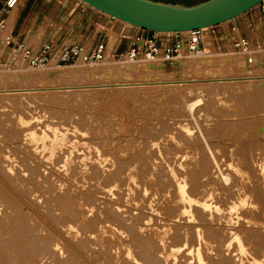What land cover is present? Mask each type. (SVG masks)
<instances>
[{"label":"rangeland","instance_id":"374dc122","mask_svg":"<svg viewBox=\"0 0 264 264\" xmlns=\"http://www.w3.org/2000/svg\"><path fill=\"white\" fill-rule=\"evenodd\" d=\"M3 1L0 0V8ZM153 1L196 5L208 0ZM17 16L18 10L10 13V15L4 12L0 14V22L7 19L6 28L0 31V89H19L41 85H90L102 81L115 82L119 79L114 75L103 73L95 76H87L84 73L92 68H103L108 63L89 65H79L78 63L77 65H67L59 68L55 61L51 67L50 64H47L40 69H31L12 46L5 45L6 39L10 36L21 42L26 39V35L17 38L12 31ZM101 29L99 25L96 30L92 29L90 32L95 33L99 40ZM43 31L44 28L31 40V43H37ZM105 33L109 39L108 48L113 52L119 44L118 30L116 27H110L107 28V31H103V34ZM84 46L85 51H88L91 44L88 43L87 47L84 44ZM126 47L127 45L124 42L120 44L119 49L125 51ZM222 51H224V48ZM225 51L227 53L223 54L212 49L209 50L206 56L202 57L204 59L196 57L198 60L196 59L195 62L211 60L213 64H205L204 71H191L190 76H193L191 78L242 76L241 69L245 70V66L248 69L251 65L247 67L244 59L239 58L240 54L231 49L229 50V47L225 48ZM263 60L264 55L259 56L256 60L257 63L252 65L254 68L251 67L252 69L249 70L253 71L254 74L264 75ZM224 61L228 67L230 66L229 70L224 71L223 69V72H220L218 65ZM183 62L189 61L185 60ZM234 62L242 63L244 68H239L240 66L237 69L231 67ZM54 64L56 67L53 66ZM177 68L178 66L165 65L164 74L175 75ZM37 74H42V81L33 79V76ZM237 81V85L235 81L224 82L223 85L222 83L220 85H214L213 83L214 86H212V83L210 86L207 85L210 84L208 82H201L192 86L146 90L126 89V87L120 89H92L81 93L66 94L48 92L29 95L15 92L12 99H5L0 95V198L2 194L4 195L0 200L4 203L0 202V220L3 224L0 222V228H2V230L0 229V232H2V235L0 234L2 239L0 240H3V237L4 239L8 237V242L5 241L7 239L0 241V246L2 247L5 241L6 246H3L6 252L8 249L7 243L9 244L11 241H9V238L14 235V228L26 224L28 230H31L29 236H34V233L36 235V238L31 237L30 241L31 244L33 242L36 244L31 246L37 247V250L33 248L34 253L32 249L30 255H33V257H27L30 259L28 261L26 259L25 264L29 262V264H149L151 256L154 261L156 260V263L162 262L159 264H164L166 263L163 260L164 253H161L164 251L159 250L160 252H158L156 244V248L155 246L149 248L151 241L148 240L149 238L153 239L151 231L154 226H161L162 228L167 226L170 228L169 225L173 226V230H170V232L173 231L176 234L178 230L179 237H181L178 238V234L175 235L172 238L173 240L170 238L171 242L169 244H177L176 241L181 240L179 242L183 245L184 241L182 240L185 238L186 244L181 245V248L186 252L188 251L187 254H193L195 252L193 247L194 250L199 248L197 245L199 234L203 232L201 235L205 236V232H209L207 228L209 227L210 230L211 227L208 225L213 226L215 224V228L217 225L221 228L218 226L220 232L217 231L218 228L215 229L217 238L214 235L211 237L214 238L212 239L213 242L216 241L215 244H217L216 246L213 243L216 246L214 247L213 257L217 254V250L223 248L222 253L229 252L231 255L234 253L231 256L233 262L241 264L239 263L241 259H238L240 260L238 262L237 258H233V256L240 258L237 256L235 247L225 248L228 246L226 244V237H228L226 234L231 235L235 230H239L238 234L241 231L242 234L244 233L243 235L240 234L246 240L244 241L246 245L249 246L248 256L250 258L258 254L262 256L264 246L262 248L257 247L259 244L256 240L264 237V229H262L264 225V197L260 191L264 179L258 175L261 171H257L264 164V83L260 80H253L252 83L249 80L252 88L251 92L247 93L250 83L246 80V86L243 84L244 81ZM240 83L241 85H239ZM241 86L246 87L242 88ZM20 118H23L26 123L22 124ZM54 128L67 134L71 142L56 155L52 154L47 148L45 149L41 143L29 142L28 135L30 131H35L39 135H42L43 132L52 134ZM69 156L73 159L70 168L66 170L65 161ZM222 177H228L229 180L225 182ZM184 181L188 183L189 193L196 195L191 194L195 196L194 198L202 201L207 200V202L210 200L212 204L217 200L220 201V204L218 201L216 202V206L220 207L219 205H222L220 207L221 212L230 207L229 204L237 198L241 190L246 191L247 198L250 196L247 199L250 202L251 200L253 202V197L256 194L255 199L259 197L256 201H260L257 204L263 206L261 208L256 205L254 200L253 206H251L252 202H249V207L254 208L253 210L247 208V206V209L243 210L244 212L241 211L242 213L239 212L240 214L238 213L236 216L234 214L233 219H237L235 223L241 222L237 226L233 221L235 230H232L234 231L229 229L231 226L226 221H222L225 226L221 223L222 213L225 211L219 213L218 218L215 216L217 213H215L212 217L213 220L207 214L203 215L201 213V216L198 211L194 212V218L187 219L186 216L184 217L181 214L182 205L177 198L178 182ZM213 190L221 191L220 194L217 192L219 196L222 194L220 199L216 192L213 193ZM6 199L11 200L10 202L13 204H10ZM64 201L66 204H63ZM225 203L227 205L226 209L223 207ZM222 208L224 209L222 210ZM256 208H259L260 211ZM12 209L14 211L17 209L16 213ZM259 212L263 213L261 217H258L261 215ZM244 213L245 215H243ZM253 213L254 217L252 216ZM196 214L200 218L203 217L200 222H197L200 218ZM2 215L5 218L3 220ZM5 215H10L12 218L8 216V219ZM22 216L24 218H21ZM251 216L252 218L257 217L258 222L260 218L263 219L256 224L253 222L255 225L251 223L249 227L248 224L244 226L243 222L247 219L246 217L251 218ZM18 218L24 219V222L27 220L28 224L21 222ZM206 219H209L208 224L205 223ZM216 219L218 221L221 219V225L218 221L216 222ZM202 222L204 224H201ZM194 224L197 225L194 226ZM260 224L261 226H259ZM105 225L106 228H104ZM108 225L113 227L111 228L112 231L114 228L118 229V233L115 235L116 229L113 231L114 233L110 228L107 229ZM178 225L181 227L178 228ZM199 225L202 226L199 227ZM257 225L258 227H256ZM101 227L104 229H101ZM200 228L204 231L199 230ZM243 228L249 233L252 231L253 237L251 233L248 234L247 232L246 235L250 236L245 238L246 231L244 232ZM247 228H250L251 231ZM141 229L145 230L142 231ZM240 229L242 230L240 231ZM109 230L112 234L108 232ZM121 230L126 233L123 238L119 236L122 233ZM189 230H191L190 234H188ZM253 230H255V233H253ZM8 231H11L10 234H12L7 235ZM32 231L34 232L32 233ZM183 231L187 233L185 234ZM192 232L193 236H190ZM173 233H170L171 236ZM219 233H223V236H225H220ZM135 234L138 238L135 237ZM188 236L190 237L188 238ZM208 236L210 237V235ZM193 237H196V240ZM219 237H223V240ZM251 237L256 240L254 239V241ZM215 238L220 239L221 242ZM192 239L197 244L194 243V245ZM231 239L232 237L230 242ZM247 239H250V243ZM135 240L138 241L137 244L140 246L136 244ZM230 242L228 238L227 243ZM253 242H256L257 245ZM126 243L127 245H125ZM145 243L146 248L141 246ZM188 244L190 247H188ZM43 245H46L45 248ZM127 246L131 247L132 250H135L138 246L136 251L140 247L143 251H133L132 257H129L126 254V250L128 251ZM201 246L204 247V244ZM191 248L192 250H189ZM255 248H258V252H260V249L263 251L261 250L258 253ZM147 250L149 254L152 251L154 256L152 253L151 256L147 252L144 253ZM200 250H203V248L201 247ZM254 251L257 254L253 253ZM6 253L10 255L11 252L8 250ZM146 253L150 259L145 258L147 257ZM156 253L157 257L159 253L162 257L159 255L161 258H154ZM184 253L179 255V260H176V262L174 260H172L174 263L170 261L171 264H178L180 256H186V253ZM13 254L14 252L10 256L13 258L11 260L15 262V257H13L15 254ZM142 254L144 257H141ZM187 256L186 259L181 257L184 264H190V256L188 258ZM132 258H135L133 262ZM127 259H129L128 262ZM244 259L246 260V258ZM147 260L148 263H145ZM154 261H152L153 264Z\"/></svg>","mask_w":264,"mask_h":264},{"label":"bare ground","instance_id":"6f19581e","mask_svg":"<svg viewBox=\"0 0 264 264\" xmlns=\"http://www.w3.org/2000/svg\"><path fill=\"white\" fill-rule=\"evenodd\" d=\"M17 8V7H16ZM16 8H14L13 10H11L10 12H9V15H10V13H14V11H16L15 9ZM16 13V12H15ZM106 15H108L107 13H106ZM7 20V19H6ZM6 20H5V23H6ZM118 21H120V22H123V23H125V24H128V25H130L131 26V24L130 23H127V22H125V21H122V20H120V19H117ZM9 22V21H8ZM227 23V22H226ZM6 26H7V23H6ZM6 26H5V28H6ZM5 28H1L0 27V31H1V29H5ZM189 31H186V32H183L184 34H187ZM116 38V37H115ZM210 48V46L208 47V48H206V51H207V53L209 52V49ZM111 55H112V51L108 48V51H107V59L104 61V62H102V63H99V64H106V63H108V65H105L103 68H92L91 70H88V71H86V72H84L87 76L89 75V76H95V75H99V74H101V73H103V74H105V75H114L115 77H118L119 79H117L115 82H111V81H102V82H100V83H96V84H90V85H82V84H80V85H63V86H61V85H58V86H44V85H41V86H37V87H29V88H19V89H17V88H6V89H0V95L3 97V98H5V99H12V97H13V95H15V92H21V93H23V94H29V95H31V94H37V93H48V92H62V93H72V92H77V93H81V92H84V91H88V90H92V89H111V88H117V89H120V88H125L126 87V89H130V88H132V89H143V90H146V89H158V88H168V87H180V86H192V85H198V83H201V82H208V83H210V84H207V85H210L211 86V83H212V86H214V85H220V83H222V85H223V83L224 82H233V81H235V84L237 85V83H236V81L237 80H239V81H237V82H243L244 81V83L243 84H245L246 85V83H245V81L247 80L248 82H249V80L253 83V80H260V82H263L264 83V75H262V74H260V73H258V74H254V72L253 71H250L252 68L251 67H253L252 65L251 66H249V68L247 69L246 68V66H245V70L244 69H241V73H243L242 74V76H237V77H230L229 76V78H227V76L226 77H216V78H214L213 76V78H210V76H209V78H208V76H207V78H205V76H204V78L202 77V79L201 78H194V79H192L191 77H193V76H190L191 74V71H195V70H197V71H204L205 70V68H206V66H204L205 64H211L212 63V61L211 60H205L204 62H206V63H204L203 62V60H201V61H199V62H195L196 61V59L198 60V58H196V57H191V56H186L184 59H182V60H180V61H178L176 64H175V67H177L178 66V68H177V72H176V74L175 75H166V73L164 74V69H165V67H164V64L162 63V62H155V63H149V62H141V61H139V62H134V63H131V62H126V61H118V60H116L115 58H111ZM83 57H84V55H82V57H81V59H80V62H78L79 63V65H86V63H84L83 62ZM210 57V56H209ZM108 58H109V60H108ZM239 58L240 59H244V61H245V56L244 55H240L239 56ZM111 59V60H110ZM199 59H204V58H202V57H199ZM209 59V58H208ZM185 60H188L189 62H183V61H185ZM55 61H56V59L55 58H53L52 59V61L50 62V67L52 66V63L54 62L55 63ZM245 63H246V61H245ZM257 63V62H256ZM111 64V65H110ZM198 64V65H197ZM213 64V63H212ZM234 65H231V67H233V68H236L237 69V67L238 66H240L239 68H241V67H243L244 65L242 64V63H237V62H234L233 63ZM88 65V64H87ZM122 65H125V66H122ZM227 64L225 63V61L224 62H221V63H219V70H220V72H223V69H224V71H226V70H229V67H228V65L226 66ZM246 65H247V63H246ZM53 66H55V64L53 65ZM256 66H257V64H256ZM255 66V67H256ZM56 67V66H55ZM247 67H248V65H247ZM59 68H62V67H59ZM244 68V67H243ZM254 68V67H253ZM250 69V70H249ZM242 70H244V72H242ZM257 70V69H256ZM44 71V70H43ZM234 71H235V69H234ZM250 71V72H249ZM260 71V70H259ZM224 74V73H223ZM260 74V75H259ZM217 75V74H216ZM221 75V74H220ZM233 75V74H232ZM237 75V74H236ZM244 75V76H243ZM202 76V75H201ZM200 76V77H201ZM219 76V75H218ZM222 76V75H221ZM224 76V75H223ZM197 77V76H196ZM191 78V79H190ZM33 79L34 80H37V81H42V74H37V75H34L33 76ZM39 79V80H38ZM246 81V82H247ZM251 82H249L250 83V86H248V89H247V93H249V92H251V88H252V86H251ZM256 82V81H255ZM254 82V83H255ZM213 83H214V85H213ZM258 83V82H257ZM202 84H204V83H202ZM225 84V83H224ZM3 85V84H2ZM239 85H241V83L239 84ZM254 85V84H253ZM247 86V85H246ZM245 86V87H246ZM2 87V86H1ZM238 87H240V86H238ZM242 88H245L244 86H241ZM211 88V87H210ZM213 89V88H212ZM210 91H211V89H210ZM245 91H246V89H245ZM218 92V91H217ZM216 92V93H217ZM212 93V92H211ZM218 94V93H217ZM250 95V94H249ZM20 122L22 123V124H25L26 123V121L23 119V118H20ZM53 132H52V134H48V133H46V132H43V134L42 135H39L37 132H35V131H30V133H29V135H28V140H29V142H31V143H41L42 144V146L46 149H48V150H50V152L52 153V154H54V155H56L59 151H63L64 150V148H65V146L69 143H71L70 142V139H69V137L67 136V134H65V133H62V132H60V131H58L57 129H53L52 130ZM51 135V136H50ZM174 139V138H173ZM101 156V155H100ZM72 157L71 156H69V157H67V159H66V161H65V168H66V170H68L69 168H70V165H71V163H72ZM264 162V161H263ZM262 163V162H261ZM231 165V164H230ZM235 165V164H234ZM233 165V166H234ZM100 166V165H99ZM240 166H241V164H240ZM242 167V166H241ZM260 167V166H259ZM238 168H239V170H240V167L238 166ZM261 169V170H260ZM238 170V171H239ZM241 170H243L242 168H241ZM257 171H261V173L260 174H258V175H260V176H262L263 177V179H264V164H262L261 165V168H259V170H257ZM240 173H242L241 171H239ZM236 173V172H235ZM243 175V174H242ZM261 177H259V179H260ZM222 179L225 181V182H227L228 180H229V178L228 177H222ZM262 178H261V180H263ZM186 180V179H185ZM187 182H178V185H177V198L179 199V201H180V204L182 205V207H181V214H183L184 215V217L186 216L187 217V219L189 218H191V217H193L194 218V212L195 211H198L200 214L202 213L203 215L204 214H207L212 220H213V215L215 214V213H217L215 216H217L219 213H222V212H224V213H222V216H223V218H225V219H223L222 217H220V218H222V220L221 219H219V221L216 219V222L218 221L219 222V224H220V220H221V223H222V221L224 220V222L226 221V223L229 225V226H231L229 229H234L235 227H233V226H235V224H237V226H238V223L240 222H238V223H235V221L237 220L236 218H235V220L233 219L234 217H233V215L234 216H236V214H238L239 212H241V211H243L247 206V208H250L251 210H253L251 207H249V202H250V200L248 201L247 199H249V197L247 198V193H246V191L244 190V188H243V190L244 191H239V194H238V192H237V198L236 199H234V201L231 203V204H229V202H228V204H229V208L228 209H226L227 208V205H226V203H225V205L223 206V207H225V209L226 210H224V211H222L221 212V206L222 205H219L220 203V201H218V205L220 206V207H217L216 206V202H214L215 203V205H214V203L212 204L211 202H210V200H209V202H207V200L206 201H202V200H200V199H198V198H194L196 195L195 194H193V193H191V194H193V195H195V196H192L190 193H189V190L187 189ZM260 184V183H259ZM258 184V185H259ZM213 187V186H212ZM258 187V186H257ZM260 187H262L261 188V194H262V196L264 197V182H263V185H261ZM214 188V187H213ZM216 189H217V187H215ZM239 189V188H238ZM253 189V188H252ZM260 189V188H259ZM247 190H249V189H247ZM194 191V190H193ZM216 192V194H217V192L220 194L221 193V191L219 192V190L218 191H215V190H213V193H215ZM236 192V191H235ZM251 192H253V191H251ZM194 193H196V192H194ZM249 193H250V191H249ZM254 193V192H253ZM206 194H208L207 192H206ZM233 194H235V193H233ZM226 195V194H225ZM236 195V194H235ZM251 195V194H250ZM2 196L4 197V195L2 194ZM2 196H1V198H0V200H2ZM206 196V195H205ZM209 196V195H208ZM212 196V195H211ZM216 196V195H215ZM217 196L219 197V199H220V196H222V194L219 196L218 194H217ZM224 196V195H223ZM255 196H256V194H255ZM255 196L253 197L254 199H253V202H254V200L256 201V199H259V197H257L256 199H255ZM258 196V195H257ZM261 196V195H260ZM213 197V196H212ZM211 197V198H212ZM236 197V196H235ZM216 198V197H215ZM222 198V197H221ZM203 199V198H202ZM205 199V198H204ZM207 199V198H206ZM210 199V198H209ZM213 199V198H212ZM216 199H218V198H216ZM229 199V198H228ZM227 199V200H228ZM231 200V199H230ZM232 200H233V198H232ZM6 201H9V203L10 204H13L12 202H10L11 200H7L6 199ZM6 201H4L5 203H6ZM221 201H222V199H221ZM224 201H225V199H224ZM1 203H3L2 201H0ZM213 202V201H212ZM227 202V201H226ZM251 202H252V200H251ZM250 202V203H251ZM252 202V204H251V206H253V203ZM257 202H260V201H256V205H258V206H260L259 204H257ZM264 202V201H263ZM8 203V202H7ZM8 203V204H9ZM4 204V203H3ZM63 204H66L65 203V201H64V203ZM261 204V203H260ZM5 206H6V204H5ZM84 205L82 204V207H83ZM255 206V205H254ZM263 206V205H262ZM262 206H260L261 208H262ZM1 207H2V205H1ZM14 207V206H13ZM67 207H68V205H67ZM66 207V209H68ZM86 207V206H85ZM256 207V206H255ZM259 207V208H260ZM12 208V207H11ZM10 208V209H11ZM246 208V209H247ZM259 208H256L257 210L259 209ZM260 208V209H261ZM65 209V210H66ZM69 209H71V208H69ZM224 208H222V210H223ZM264 209V208H263ZM2 210V209H1ZM9 210V209H8ZM13 210V209H12ZM17 209H15V211H16ZM249 210V209H248ZM262 210V209H261ZM14 211V210H13ZM14 211V212H15ZM245 211V210H244ZM243 211V212H244ZM247 211V210H246ZM258 211H260V210H258ZM257 211V212H258ZM264 211V210H263ZM7 212H9V211H7ZM13 212V213H14ZM247 212H250V211H247ZM262 212V211H261ZM261 212H259V213H261ZM2 213H3V210H2ZM10 213L12 214V212H11V210H10ZM16 213V212H15ZM72 213V212H71ZM70 213V214H71ZM85 213V212H84ZM196 213V212H195ZM199 213H198V215H199ZM242 213V212H241ZM252 213V212H251ZM4 214V213H3ZM202 214H201V216H202ZM240 214V213H239ZM247 215H248V213H246ZM250 214V213H249ZM262 214L263 213H261V215H259L258 217H261L262 216ZM1 215V214H0ZM13 215V214H12ZM20 215V214H19ZM182 215V216H183ZM243 215H245V213L243 214ZM251 215V214H250ZM250 215H249V217H250ZM8 216H10V215H8ZM8 216L7 215H5V217L6 218H8ZM14 216H16L15 214H14ZM196 216H197V214H196ZM195 216V218H197ZM200 216V215H199ZM207 216V217H208ZM252 216L254 217V213L252 214ZM252 216H251V218H248V217H246L247 219H245L244 221L245 222H243L244 224V226L246 225L247 226V224H248V227L250 226V224L252 223L253 224V222H255V224L256 223H259L262 219L260 218H258L260 221L258 222V220L256 219V218H252ZM263 216H264V214H263ZM2 217V220L3 219H5V218H3L4 217V215H2L1 216ZM204 217H206V216H204ZM208 217V218H209ZM219 216H217V218H218ZM239 217V216H238ZM241 217V216H240ZM239 217V218H240ZM10 218H12V216H10ZM21 218H24L23 216L21 217ZM183 218V217H182ZM198 218H200V217H198ZM245 218V217H244ZM243 218V219H244ZM9 219V218H8ZM8 219H6L7 221H8ZM18 219H20V218H18ZM17 219V220H18ZM201 219H203V217L202 218H200L199 219V221H197V222H200L201 221ZM24 220V219H23ZM23 220H21L20 219V221L22 222ZM26 220V219H25ZM181 220V219H180ZM184 220H185V222H186V219L184 218ZM204 220H205V218H204ZM242 220V219H241ZM16 221V220H15ZM20 221H18V222H20ZM27 221V220H26ZM25 221V222H26ZM207 221H209V219L207 220L206 219V222L205 223H207ZM233 221H234V225H233ZM243 221V220H242ZM0 222H1V220H0ZM14 222V221H13ZM17 222V223H18ZM24 222V221H23ZM24 222V223H25ZM94 222V221H93ZM195 222V221H194ZM204 222V221H203ZM201 223V224H204V223ZM214 222H215V220H214ZM237 222V221H236ZM263 222H264V220H263ZM263 222H261V223H263ZM15 223V222H14ZM13 223V224H14ZM27 223V222H26ZM178 223V222H177ZM210 223H211V221H210ZM209 223V224H210ZM241 223V222H240ZM1 224H2V222H1ZM20 224V223H19ZM18 224V225H19ZM28 224V223H27ZM95 224H96V222H95ZM172 225H173V223H171ZM181 224V223H180ZM208 224V223H207ZM212 224H213V222H212ZM216 224H218V223H216ZM255 224H253V225H255ZM264 224V223H263ZM262 224V225H263ZM3 225V224H2ZM16 225V224H15ZM97 225V224H96ZM96 225H94V226H96ZM167 225V224H166ZM190 225V224H189ZM197 225V224H196ZM195 224H194V226H196ZM215 225V224H214ZM214 225L212 226L211 224L210 225H208V226H211L210 227V230H209V227L207 228L208 229V231L209 232H205L206 233V235L205 236H203V235H201V234H203V232H201V234H199V238H197V243L196 242H194L196 239V237H197V235H196V237H193L195 240H193V244L194 243H196L197 245H198V249H195L194 250V247H193V251H195L196 252V254H195V252L193 253V254H187V252L186 251H184L182 248H181V242H179V241H181V240H177L176 241V243L177 244H175V243H172V244H169V242H171L170 241V238L172 239L175 235H177L179 232H178V228H180L179 227V225H178V228L176 229L177 230V232H176V234H174L173 233V231H171L170 232V230H173V226L171 227V225H169L170 226V228L167 226L166 228H162L161 226H154L153 228H152V231H151V237H153V239L151 240L150 238H149V240L148 241H151L150 243H149V248H151V247H153V246H155V244H156V246H158L157 247V249L156 250H158V252H160V251H164V252H161V253H164V258H163V260H165L166 261V263L168 262V264L170 263L171 264V262L170 261H172V260H174L175 262H176V260H179V255L180 254H182L183 252H185L186 253V256L188 255V256H190V258L189 259H191L190 261H189V263L191 264L192 262L194 263V264H235L234 262H233V259L231 258V256L234 254H230L229 252V254L227 253V256H229V257H227L226 256V253L224 254V253H222V249H220L219 251L217 250L216 251V253L217 254H215V252H214V256L215 257H217V258H215V257H213V251H215L214 250V247H216L217 246V244H215L216 243V241L215 242H213V240L212 239H214V238H211L213 235L214 236H216L215 234H216V231H215V229L216 228H218V226L219 225H217V227L215 228L214 227ZM221 225V224H220ZM222 225H224V223H222ZM252 225V226H253ZM27 226L28 225H20V226H18V227H16V229L14 228V230H13V232H14V235H13V237H12V233L10 234V232L12 231L11 229V231H8L9 233L7 234V233H5V234H7V235H11V238H9V241L11 240L12 241V239H14V241H10V243L8 244L7 242H8V237L7 238H5V239H7V240H5L4 239V237H3V240H5V241H7L6 243H7V247H8V249H7V251L9 250V252H11L10 253V255L14 252V254H15V256H13V257H15L14 259H15V262H13L14 260H11V258H12V256H10V255H8L6 252H5V248H4V246L3 245H5L6 246V244H4L5 243V241H4V243H3V245H2V247L0 246V264H25L26 263V259H27V261H28V259H30L31 257H33V255L31 256L30 254H32L31 253V251H32V249L33 248H35L36 250H37V247H32L31 245L32 244H34V242L31 244V237L33 238H36L35 236V233L33 234L34 236H29V234L31 233V230H28V228H27ZM111 225H108V227H107V229H109L110 228V230H111V228H113L112 226L110 227ZM186 226V225H185ZM185 226L184 227H182L183 229L185 228ZM191 227H193L192 225H190ZM202 226V225H201ZM200 225H199V227H201ZM204 226H206V225H204ZM203 226V228L204 229H206L205 227ZM225 226V225H224ZM227 226V225H226ZM239 226H240V224H239ZM259 226H261V224L259 225ZM12 227V226H11ZM164 227V226H163ZM174 227H177V226H174ZM213 227H214V229H213ZM220 228H221V226H219ZM256 227H258V225L256 226ZM9 228V227H8ZM34 228V227H33ZM72 228H74V227H72ZM98 228V227H97ZM104 228H106V225H105V227ZM104 228H102L101 227V229H104ZM190 228V227H189ZM222 228H223V226H222ZM241 228V227H240ZM246 228V227H245ZM245 228H243V230L245 229ZM254 228V227H253ZM261 228V227H260ZM1 230H2V228H0ZM29 229H30V226H29ZM75 229H76V227H75ZM100 229V230H101ZM116 228H114L113 229V231L115 230ZM183 229H179V230H183ZM193 229V228H192ZM204 229H202L203 231H204ZM213 229V230H212ZM224 229H226V228H224ZM237 229H239V228H237ZM249 229V231H251V229L250 228H247V230ZM256 229V228H255ZM262 229H264V225H263V228ZM0 230V231H1ZM35 230V229H34ZM106 230V229H105ZM108 231V232H110L111 234H112V232L111 231ZM142 231H144L145 229H141ZM186 231L188 230L187 228L185 229ZM199 230H201V228L199 229ZM201 230V231H202ZM219 230V232H220V229L218 228L217 229V231ZM235 230V229H234ZM234 230H232V231H234ZM242 229H240V231H241ZM107 231V230H106ZM122 231V233H123V235H121V234H119V236L120 237H122L123 238V236L124 235H126V233L123 231V230H121ZM120 231V232H121ZM190 232H188V234H190L191 233V230H189ZM225 232H227L228 231V229H227V231L226 230H224ZM237 231V232H236ZM246 230H244V232H245ZM34 231H32V233H33ZM105 232V231H104ZM119 232V233H120ZM184 232V231H183ZM199 232V231H198ZM197 232V233H198ZM223 232V231H222ZM238 232H239V230H235V232L234 233H232L233 234V236H231V235H229L228 233V235L226 234V236H228V237H226L225 239H226V244H228V246L227 247H225V248H230L231 246H234L235 247V251L237 252V256H239L240 258H238V257H235V256H233V258H237L236 260H238V259H241V261L240 260H238V262L239 263H241V264H245V262H246V264H264V256H263V250L262 249H260V252H261V250L263 251L262 253H261V255L262 256H260L259 254L257 255V256H253V257H249L248 256V254H249V246L248 245H246V243L244 242V241H246V240H244V237L242 236L243 234H242V231L238 234ZM248 231H246L245 232V238H247L246 236H250V235H246V233H247ZM252 232V231H251ZM250 232V233H251ZM101 233V232H100ZM114 233V232H113ZM116 233H118V229H116V232H115V235H116ZM173 233V235L171 236V234ZM185 233V232H184ZM187 233V232H186ZM185 233V234H186ZM194 233L196 234V232L194 231ZM200 233V232H199ZM210 233V234H209ZM231 233V232H230ZM249 232H248V234H250ZM253 233H255V230H253ZM264 233V232H263ZM0 234L2 235V232H0ZM4 234V235H5ZM102 234V233H101ZM142 234V233H141ZM180 234V233H179ZM179 234L177 235V237L178 238H180L179 237ZM187 234V235H188ZM195 234H194V236H195ZM219 234H221V233H219ZM3 235V236H4ZM92 235V234H91ZM132 235V234H131ZM136 235L137 234H135V237H136ZM187 235L185 236L186 237V239H187ZM208 235H210V237L208 236ZM218 235V234H217ZM253 234L251 233V236H252ZM132 236H134V235H132ZM142 236H144V235H142ZM190 236H193V232H192V235H190ZM190 236H188V238L190 237ZM220 236H223V233L220 235ZM225 236V235H224ZM223 236V237H224ZM230 236V237H229ZM5 237H6V235H5ZM10 237V236H9ZM37 237H39V236H37ZM125 237V236H124ZM130 237V236H129ZM150 237V236H149ZM176 237V238H177ZM184 236H183V234H182V238H183ZM218 236H216V238H217ZM222 237V238H223ZM232 237V239H231V242H230V238ZM253 237V236H252ZM251 237V238H252ZM255 237V236H254ZM127 238V237H126ZM132 239L134 238V237H131ZM130 238V239H131ZM136 238H138V237H136ZM135 238V239H136ZM142 238V237H141ZM144 238V237H143ZM181 238V239H182ZM215 238V239H216ZM220 238V237H219ZM222 238H220V239H222ZM228 238H229V242L230 243H227V240H228ZM249 238V237H248ZM0 239H2V236H1V238ZM40 239V238H39ZM129 239V240H130ZM217 240V241H220L221 242V240ZM253 239V238H252ZM255 239V238H254ZM253 239V240H254ZM3 240H0V241H3ZM145 240V239H144ZM173 240V239H172ZM189 240V239H188ZM223 240V239H222ZM249 240L250 239H247V241L249 242ZM256 240V239H255ZM254 240V241H255ZM146 241H147V239H146ZM148 241H147V243H148ZM182 241H184V244H186V240H185V238H183V240ZM257 241V243L259 244V246L257 245V243L255 244L254 242V244L255 245H257V247H259V248H262L263 246H264V237L263 238H260V239H258V240H256ZM131 242V241H130ZM133 243H134V240L132 241ZM135 242H136V244H137V242L138 241H136L135 240ZM188 242V241H187ZM220 242H218V243H220ZM140 243V242H139ZM180 243V245H178ZM190 243V242H189ZM192 243V242H191ZM190 243V244H191ZM213 243L216 245V246H214L213 245ZM224 243H225V240H224ZM250 243V242H249ZM251 243H252V240H251ZM2 244V243H1ZM124 244V243H123ZM135 244V245H136ZM154 244V245H153ZM183 244V245H184ZM202 244H204V247L203 246H201ZM248 244V243H247ZM34 245H36V244H34ZM125 245H127V243L125 244ZM124 245V246H125ZM129 245V244H128ZM137 245H139V244H137ZM144 245V246H143ZM146 243L145 244H141V246L142 247H145L146 248ZM148 245V244H147ZM182 245V246H183ZM189 245V244H188ZM195 245V244H194ZM220 245V244H219ZM224 245V244H223ZM250 245V244H249ZM252 245V244H251ZM44 246V245H43ZM46 246V245H45ZM45 246H44V248H45ZM140 246V245H139ZM156 246H155V248H156ZM192 246V245H191ZM221 246H222V244H221ZM220 246V247H221ZM247 246H248V248H247ZM32 247V248H31ZM128 247V251L126 250V254L129 256V257H132L131 255L133 254L132 252L133 251H136V249H137V247L138 246H136V249L135 250H132V248L131 247H129V246H127ZM160 247H161V249H160ZM188 247H190V245L188 246ZM187 247V248H188ZM203 248V250H200V248ZM130 248V249H129ZM141 248V247H140ZM138 249V250H140L141 252L143 251V250H141V249ZM155 248H153L154 250H155ZM251 248H252V246H251ZM250 248V249H251ZM42 249H43V247H42ZM41 249V250H42ZM127 249V248H126ZM153 249H152V251H153ZM185 249V248H184ZM216 249V248H215ZM218 249V248H217ZM234 249V248H233ZM255 249H257V250H255ZM254 250L256 251V252H258V248H255ZM264 249V248H263ZM11 250V251H10ZM138 250L136 251V252H138ZM145 250V249H144ZM160 250V251H159ZM189 250H192V248L191 249H189ZM228 250H230V249H228ZM152 251H150L151 253H152ZM183 251V252H182ZM251 251V250H250ZM253 252V253H256V252ZM32 252H34V249H33V251ZM41 252V251H40ZM145 252H149L148 250L147 251H144V253ZM157 252V253H158ZM233 252V251H232ZM252 252V251H251ZM260 252H258V253H260ZM35 253V252H34ZM146 253V256L149 254H147ZM151 253L149 254L150 256H151ZM155 253V252H154ZM157 253H156V256L154 257V258H158L159 257V255H160V253L158 254V257H157ZM184 253V254H185ZM211 253V254H210ZM13 254V255H14ZM37 254H39V252H37ZM135 254V253H134ZM224 254V255H223ZM252 254V253H251ZM257 254V253H256ZM255 254V255H256ZM143 255V254H142ZM141 255V257H144V255L142 256ZM152 255H153V253H152ZM212 255V256H211ZM252 255H254V254H252ZM8 256H10V258H8ZM31 256V257H30ZM40 256V255H39ZM134 256V255H133ZM138 256H140V255H138ZM154 256V255H153ZM161 256V255H160ZM186 256H184V257H182V255L180 256V261L179 262H177L178 264H180V262H182V260L183 259H181V257L182 258H185L186 259ZM188 256H187V258H188ZM27 257H30V258H27ZM42 257V256H41ZM136 257V256H135ZM162 257V256H161ZM161 257H159V258H161ZM249 257V258H248ZM36 258V257H35ZM37 258H39V257H37ZM137 258V257H136ZM145 258H149V256H147V257H145ZM244 258H246V260L244 259ZM13 259V258H12ZM133 260H132V262L135 260V258H132ZM150 259V258H149ZM148 259V260H149ZM171 259V260H170ZM245 261H244V260ZM248 259V260H247ZM41 260V259H40ZM128 260L129 259H127V262H128ZM137 260V259H136ZM139 260H141V259H139ZM148 260L147 261H145V263L147 262L148 263ZM161 260V259H160ZM162 260V261H163ZM195 262H194V261ZM34 261V260H33ZM152 261H154L153 260V257L151 256V261H149L150 263H152L153 264V262ZM157 261H159L158 259H157ZM164 261V262H165ZM130 262V261H129ZM155 263L154 264H157L156 263V260L154 261ZM173 262V261H172ZM237 262V261H236ZM30 263V262H29ZM28 263V264H29ZM33 263V262H32ZM68 263V262H67ZM149 263V264H150ZM159 263H162V262H159ZM158 263V264H159ZM166 263H164V264H166ZM174 263V262H173ZM172 263V264H173ZM186 263V262H185ZM70 264V263H69ZM176 264V263H175ZM181 264H184V262H182ZM188 264V263H187ZM237 264V263H236Z\"/></svg>","mask_w":264,"mask_h":264},{"label":"built area","instance_id":"2783aa9c","mask_svg":"<svg viewBox=\"0 0 264 264\" xmlns=\"http://www.w3.org/2000/svg\"><path fill=\"white\" fill-rule=\"evenodd\" d=\"M21 0H4L0 14L16 8ZM58 16L52 21L37 43L24 39L22 42L8 37L5 45L13 49L24 59L31 69H40L56 58L61 66L77 65L82 55L86 64H99L107 59L109 39L107 28L116 27L119 44L112 52V57L126 62H162L164 65L175 64L186 56L203 57L206 48L220 53H227L225 48L245 56L247 65H253L259 56L264 55V2L259 8L262 31L250 27L254 38L243 35L240 27L233 26L228 31L217 30V26L184 33H158L130 26L102 13L82 0H63L60 2ZM100 24H98V22ZM101 26L100 39H94L92 46L85 51L83 38L92 29ZM116 25V26H115ZM5 28V20L0 22ZM219 26V25H218ZM259 35V36H258ZM126 43L125 51H120V44ZM209 42H211L209 44ZM224 48V51H222ZM222 51V52H221ZM264 61V60H263Z\"/></svg>","mask_w":264,"mask_h":264},{"label":"water","instance_id":"95a60500","mask_svg":"<svg viewBox=\"0 0 264 264\" xmlns=\"http://www.w3.org/2000/svg\"><path fill=\"white\" fill-rule=\"evenodd\" d=\"M131 26L158 33H183L232 21L264 0H208L196 5L153 0H82Z\"/></svg>","mask_w":264,"mask_h":264},{"label":"crops","instance_id":"0c3cea01","mask_svg":"<svg viewBox=\"0 0 264 264\" xmlns=\"http://www.w3.org/2000/svg\"><path fill=\"white\" fill-rule=\"evenodd\" d=\"M60 2H63V0H21L15 9L18 10V16L12 29L14 35L17 38L26 35V40L31 42L39 34L40 30L44 28L40 38L42 39L49 24L58 16ZM233 26L240 27L244 36L254 38L250 27H254L258 32L262 31L259 8L255 7L238 18L217 26V30L228 31ZM83 38L82 40L86 47L88 43L92 46L96 34L88 33Z\"/></svg>","mask_w":264,"mask_h":264}]
</instances>
